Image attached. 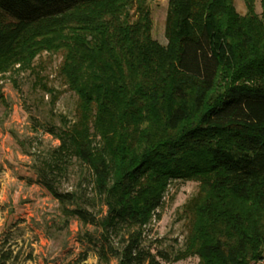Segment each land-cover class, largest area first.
<instances>
[{
    "label": "trees",
    "instance_id": "1",
    "mask_svg": "<svg viewBox=\"0 0 264 264\" xmlns=\"http://www.w3.org/2000/svg\"><path fill=\"white\" fill-rule=\"evenodd\" d=\"M244 2L167 0L161 43L144 0H0V78L46 52L76 97L42 125L58 144L33 169L66 222L99 229L83 238L100 262L264 264V2ZM74 163L88 178L60 191ZM176 181L197 183L183 244L152 250L144 228Z\"/></svg>",
    "mask_w": 264,
    "mask_h": 264
},
{
    "label": "rangeland",
    "instance_id": "2",
    "mask_svg": "<svg viewBox=\"0 0 264 264\" xmlns=\"http://www.w3.org/2000/svg\"><path fill=\"white\" fill-rule=\"evenodd\" d=\"M252 1L256 12L261 13L264 0ZM144 3L152 20V36L165 43L167 0H144ZM233 4L238 13L245 12L244 0H233ZM59 61L56 56L49 60L43 52L33 60L32 71L0 78V250L14 251L16 264H104L96 255L99 241L94 245L83 238L86 233L96 237L99 229L81 225L75 218L66 222L58 202L35 181L33 166L58 144L42 125L59 126L63 115L69 119L73 116L76 97L56 77ZM41 84L53 87V94L44 91ZM81 175L87 179V170L74 163L60 182L59 190L73 189ZM196 191L197 183L193 181L170 183L157 210L160 218L152 219L144 228V245L170 253L182 246L186 230L177 213ZM109 263L115 264L116 260L111 258ZM167 264H197V258Z\"/></svg>",
    "mask_w": 264,
    "mask_h": 264
},
{
    "label": "crops",
    "instance_id": "3",
    "mask_svg": "<svg viewBox=\"0 0 264 264\" xmlns=\"http://www.w3.org/2000/svg\"><path fill=\"white\" fill-rule=\"evenodd\" d=\"M1 223V222H0ZM12 255H15L14 251H12ZM29 260H26V263H28ZM16 264V263H15Z\"/></svg>",
    "mask_w": 264,
    "mask_h": 264
}]
</instances>
